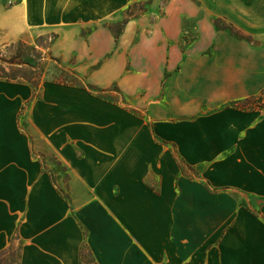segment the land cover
Masks as SVG:
<instances>
[{"label":"crops","instance_id":"crops-1","mask_svg":"<svg viewBox=\"0 0 264 264\" xmlns=\"http://www.w3.org/2000/svg\"><path fill=\"white\" fill-rule=\"evenodd\" d=\"M33 4L18 3L11 21L30 39L41 23L33 16L38 15ZM255 7L264 13L263 0ZM210 33L211 38L193 43L180 60L166 62L167 68L177 63L162 80V90L157 81L135 101L150 118L151 123L143 121L144 133H104L99 119L94 136L75 137L80 145L89 144L82 156L74 149V156L66 154L73 163L70 196L59 192L50 176L32 181L30 175L39 167L27 151L13 166L25 176L13 184L8 201L5 175L13 169L0 156V207L17 211L0 248L17 233L18 264H82L83 245L92 264H168V248L178 264H264V36L248 40L224 31ZM112 41L105 51L97 49L89 64L108 53ZM116 62L102 63L94 79L115 81L120 77ZM139 80L127 74L122 84ZM5 82L0 76V86ZM40 91L32 87L31 98H39ZM247 97L260 104L228 105ZM77 123L87 129L86 118ZM164 145L172 146L173 154L165 155L170 164L155 191L137 173L146 170L150 156L163 153ZM155 209L167 214L161 219L170 222V233L155 229ZM139 217L142 229L136 228ZM169 234L174 240L169 241Z\"/></svg>","mask_w":264,"mask_h":264},{"label":"rangeland","instance_id":"rangeland-1","mask_svg":"<svg viewBox=\"0 0 264 264\" xmlns=\"http://www.w3.org/2000/svg\"><path fill=\"white\" fill-rule=\"evenodd\" d=\"M21 1L0 0V72L25 77H2L8 82L0 86V156L4 158L2 164L9 171L13 169L5 175L8 201L13 184L25 176L17 174L13 166L24 159L27 151L39 167L37 173L30 175L32 181L50 176L59 192L70 196L73 163L66 154L74 156V149L76 155L82 156L84 145L89 144L87 141L80 145L74 141L75 137L94 136L99 119H103L104 133H144L143 121L151 123L150 118L147 109L135 101L145 91L155 88L157 81L162 90L164 79L176 69L177 63L167 68L166 62L180 60L193 43L211 38V31H224L237 37L216 24H231L234 31L239 30L248 40L264 36V13L255 7L257 0H32L33 11L38 13L33 16L39 17L41 23L31 31L33 38L30 39L31 36L19 32L11 22L16 16L15 6ZM124 19L128 22L114 42L110 25L121 24ZM101 29L104 34H99ZM112 39L111 50L99 61L89 64L96 50L105 51ZM113 60H117L114 69L120 77L109 84L94 79V70ZM59 69L74 72L95 89L55 82ZM127 74H135L141 81L125 86L122 81ZM30 85L34 90L41 89L39 98L36 95L31 98ZM125 88L131 91L130 96ZM24 96L27 98L22 100ZM23 103L25 107L21 108ZM259 104L254 98L248 106ZM80 117L87 119V129L77 123ZM21 140L27 145L24 149L20 146ZM170 153L173 154V147L167 145L161 155L150 156L146 170L137 173L138 180L157 191L162 172L170 164L165 155ZM184 170L194 175L191 170ZM113 176L109 174L108 178L113 183L112 190L117 192ZM233 192L241 200L245 198ZM158 209H155V229L170 233V222L161 219L167 218V214ZM16 214V209L9 205L0 207V238L9 231ZM136 228H143L140 217ZM172 240L169 234V241ZM20 246L21 239L14 233L0 248V252L4 250L0 253V264H18ZM172 257L173 249L168 248V264H178ZM92 259L90 252L82 249V264H92Z\"/></svg>","mask_w":264,"mask_h":264},{"label":"trees","instance_id":"trees-1","mask_svg":"<svg viewBox=\"0 0 264 264\" xmlns=\"http://www.w3.org/2000/svg\"><path fill=\"white\" fill-rule=\"evenodd\" d=\"M128 22V19H124L122 20L121 24L118 25H110L111 29L113 30V34L115 37V40H117L123 30L124 25ZM217 27L219 28H227L229 29L233 34L237 35L238 37H243L242 34L239 32V30L234 31L232 29L231 24H229L228 26H219L218 24H216ZM58 77L54 80L57 83H63V84H72V85H78V86H82L85 88H89L90 90H94L95 87H93L92 85H90L89 83L85 82L80 76L76 75L74 72L72 71H67L64 69H59L58 73H57ZM0 76L6 79H16V78H25L22 76H9L7 74H4L2 72H0ZM35 88L38 87V84L28 78H26ZM254 99L253 97H247L245 99L242 100H234L228 103V105H233V106H238V107H249V103L250 101ZM85 248V245H83V249ZM6 250V249H5ZM4 251V250H3ZM3 251H1L0 253H2Z\"/></svg>","mask_w":264,"mask_h":264}]
</instances>
